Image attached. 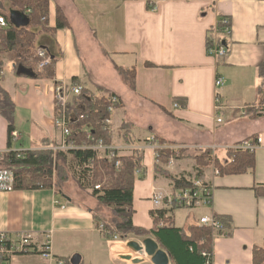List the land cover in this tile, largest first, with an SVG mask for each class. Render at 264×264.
<instances>
[{"label":"crops","instance_id":"0c3cea01","mask_svg":"<svg viewBox=\"0 0 264 264\" xmlns=\"http://www.w3.org/2000/svg\"><path fill=\"white\" fill-rule=\"evenodd\" d=\"M58 9L64 12L68 28L55 33L36 29L37 46L58 60L56 83L71 89L76 79L96 97L106 96L98 87L117 94L122 108L111 120L115 130L111 149L121 157L133 155L135 149L144 152L135 184V225L151 230L152 213L166 209L154 207L155 191L176 192L173 182L156 172L159 163L151 138L161 147H191L185 153L188 158L163 166L174 177L188 180L198 174L196 158L205 149L215 147L214 155L224 163L228 147L263 139L255 150L254 172L215 177L210 167L203 170L214 187L209 210L191 213L188 224L177 222L176 210L169 214L176 228L198 225L207 213L228 218L224 236L214 241L213 264H253L254 249L264 248V195L256 192L264 191V117L252 120L242 112L262 101L258 67L264 61V0H50V28L57 26ZM220 17L229 18L231 35L227 55L219 59L208 55L207 46ZM101 51L113 70L108 77L97 67ZM84 54L93 58L88 65ZM4 63L2 88L15 102L19 118L24 114L41 134L38 144L24 150L41 149L45 139L51 149H61L63 132L53 124L55 84L16 72L8 59ZM117 68L136 71V90ZM218 76L225 80L222 88L215 85ZM125 122L133 125V146L123 142ZM8 150V123L0 116V151ZM64 191L60 197L55 189L0 193V232L12 239L19 233L30 234L35 248L49 241L53 255L47 260L38 252L15 254L7 257V264H134L124 257L152 264L147 256L128 253L130 241L109 240L96 226V200L75 184Z\"/></svg>","mask_w":264,"mask_h":264},{"label":"trees","instance_id":"16d2710c","mask_svg":"<svg viewBox=\"0 0 264 264\" xmlns=\"http://www.w3.org/2000/svg\"><path fill=\"white\" fill-rule=\"evenodd\" d=\"M0 14L7 20V27L0 28V116L8 123V149L4 155L3 166L14 171L16 191H38L55 189L57 195L64 196V188L73 182L76 187L97 202L94 219L97 227L103 226V233L109 240L129 242L133 239H154L160 249L168 253L170 264H209L214 255V231L202 225H192L188 228H176L169 214L174 209L155 210L152 215L154 227L151 230L139 227L134 223V193L137 174L143 169L144 152L135 149L128 157L115 156L109 158L110 150L100 155L97 146H112L113 137L109 121L112 119L111 102L106 97H117V94L105 88L98 90L106 96L96 97L94 93L83 88L81 95L76 96L65 110L67 127L70 135L66 138L67 150L51 149L49 139H45L41 149L29 151L13 150L12 133L17 130V109L10 94L2 88L4 60L8 59L15 65V71L33 79H48L56 83L57 59L37 46L38 32L55 33L69 27L68 20L61 9L57 12V26L50 28V0H0ZM220 17L215 28L210 31L208 50L216 42L225 45L228 35L223 33L225 19ZM230 23V20H229ZM45 51L50 62L43 69L40 65L44 58L40 51ZM219 59L222 57H218ZM148 67L152 65L147 64ZM125 77L132 90H136V71L117 68ZM261 83L258 94L262 101L258 105L247 106L243 115L252 120L264 117V61L258 67ZM73 85H79L73 80ZM116 110L122 108V103L114 105ZM57 116H63V111L55 109ZM123 142L126 146L136 144L133 136V125L125 122L122 127ZM162 145L165 141L160 140ZM242 143L238 144L241 145ZM182 152L179 155L171 149L157 152L158 165L156 172L173 182L174 190L189 189L190 180L171 175L163 166L170 163L171 158L180 160L189 156ZM228 160L221 162L213 156L212 150H205L197 158L198 177H203V170L214 165L222 176L242 175L254 172L256 166L255 151L228 150ZM121 166L117 167V163ZM204 178V177H203ZM98 187V189H97ZM259 196L264 191L256 189ZM104 210L108 213H104ZM223 225L224 232L228 227V218L216 216ZM1 245V243H0ZM206 254L204 256L203 254ZM253 264H264V248L254 249ZM8 258L1 257L0 264H7Z\"/></svg>","mask_w":264,"mask_h":264},{"label":"built area","instance_id":"2783aa9c","mask_svg":"<svg viewBox=\"0 0 264 264\" xmlns=\"http://www.w3.org/2000/svg\"><path fill=\"white\" fill-rule=\"evenodd\" d=\"M7 27V20L4 16L0 14V28H6ZM223 33L225 35L230 36L231 35V24L229 23V20L225 19V27L223 30ZM228 53V48L225 45H220L216 42V44L208 50V55L210 57H225ZM40 56L44 58V61L40 65V69H43L46 65L50 62V57L46 55L45 51L39 52ZM215 85L217 88H222L225 86V80L221 76H218ZM82 86L75 85L72 86L70 89L66 86H57L54 90V97H55V109L59 108L63 111V116H55V119L53 120L54 126L57 128H60L63 132L64 136V144L61 147L62 150H67L66 146V138L70 135V131L67 127V121L65 117V110L67 106L70 104V98L71 96H79L82 93ZM109 101L111 102V108L110 111L112 113V117L115 114L116 109L114 108V105L119 103V98L117 97H108L106 96ZM222 108H221V102L220 99H217V123L221 124L223 122L222 120V114H221ZM243 115L246 113L245 110H243ZM112 120V119H111ZM109 121L110 131L113 136L115 133V130L112 128V121ZM12 140L13 144H16L22 140L21 135L18 132L12 133ZM156 148L157 152L160 150L165 149H171L176 154H180L182 152H188L191 147H161L159 143H156V139L153 137L150 139V141ZM263 142V139L260 137L257 139V141L248 140L243 142L241 145H235L232 147H228L226 150H250L255 151L258 146H260ZM125 148H123L124 150ZM14 150V149H13ZM54 151L59 150V148H54ZM98 151H108L110 150L109 158H114L115 156H119V152L117 150H112L110 147H105L102 143H100L99 146H97ZM122 150V149H120ZM205 150H212L213 152L216 150L215 147L208 148ZM204 150V151H205ZM135 151V150H134ZM202 151V152H204ZM10 152L8 151H0V193H10L15 190V174L14 171L7 168L6 166H3L2 162L4 159V155L6 153ZM21 152V151H20ZM213 156L215 157L214 153ZM175 162L174 158H171L170 164H173ZM121 166V162L117 163V167ZM212 173L215 177H218L221 175V172L219 169H217L214 165L210 166ZM192 183V187L189 189H181L177 190L174 193L171 194H164L159 191H155L154 197H153V204L155 208H161L165 207L166 209H174V208H181V209H187V210H198L205 206H210L213 202V190L214 187L212 183L206 178H199L198 174L192 177L190 180ZM98 189V187H97ZM199 225L209 227L213 229L214 231V239H216L219 236H224L225 232L223 229L222 223L219 221V219L215 216H204L200 218ZM103 231V226L100 227ZM15 239H12L11 236H9L8 233L0 232V258L1 257H10L15 254H29L31 252H38V254L43 259H52V247L51 243L47 241L45 244H43L40 247H34L33 238L30 234L27 233H19L14 237ZM117 240V238H116ZM206 256V254H203ZM209 264H213V261Z\"/></svg>","mask_w":264,"mask_h":264},{"label":"rangeland","instance_id":"374dc122","mask_svg":"<svg viewBox=\"0 0 264 264\" xmlns=\"http://www.w3.org/2000/svg\"><path fill=\"white\" fill-rule=\"evenodd\" d=\"M96 58L98 60L97 67H98L99 71H104L106 77H108L109 74H112L113 70H111L112 69L111 63H110V60L108 59L107 55L101 51V56L98 55V56H96ZM83 61H84L85 65H88L91 63V61H93V58L90 55L84 54L83 55ZM104 67L108 69L107 72L105 69H103ZM123 80L128 83V81L125 77H123ZM126 91H128L127 88H126ZM16 127L19 130V132L21 133L20 135L23 138V141H20V142L16 143L15 146H13V147H15L14 148L15 151H26L24 149L32 148V146L38 144V141H39L41 134H39V132H36L33 130V126L31 124L30 120H28L24 114H21L20 118L17 115ZM101 154L103 155L104 151H102ZM71 183L72 184H70V187L71 186L73 187L74 183L73 182H71ZM210 208H211V206H205L201 209L193 210V211L187 210V209H177L176 210L177 212L175 214L176 215L175 218L179 224H184V223L186 224L187 222L189 223L188 219H189V216L191 213H199V214L205 213V211L209 210ZM206 216H212V215L207 213ZM134 241H136V240H134ZM128 253L132 254V256H134V257H137L139 255V254H136V252H134L132 249H128ZM69 264H72V263L70 262Z\"/></svg>","mask_w":264,"mask_h":264},{"label":"water","instance_id":"95a60500","mask_svg":"<svg viewBox=\"0 0 264 264\" xmlns=\"http://www.w3.org/2000/svg\"><path fill=\"white\" fill-rule=\"evenodd\" d=\"M51 124V121H47ZM128 247L140 256H147L150 258L152 264H170V257L167 252L160 249L159 244L152 238H146L140 242L130 241ZM127 260H132L134 264H142L144 260H133L131 257H124ZM75 260L73 261V263Z\"/></svg>","mask_w":264,"mask_h":264}]
</instances>
